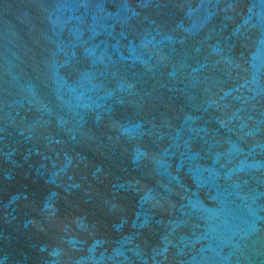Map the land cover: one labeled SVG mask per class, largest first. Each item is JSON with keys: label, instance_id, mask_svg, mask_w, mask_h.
Returning <instances> with one entry per match:
<instances>
[{"label": "water", "instance_id": "obj_1", "mask_svg": "<svg viewBox=\"0 0 264 264\" xmlns=\"http://www.w3.org/2000/svg\"><path fill=\"white\" fill-rule=\"evenodd\" d=\"M0 264H264V0H0Z\"/></svg>", "mask_w": 264, "mask_h": 264}]
</instances>
